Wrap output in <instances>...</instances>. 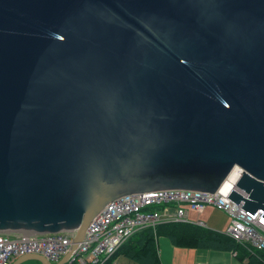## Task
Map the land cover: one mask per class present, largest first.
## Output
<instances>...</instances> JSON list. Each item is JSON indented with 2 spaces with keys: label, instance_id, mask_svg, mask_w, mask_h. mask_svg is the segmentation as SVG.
<instances>
[{
  "label": "water",
  "instance_id": "95a60500",
  "mask_svg": "<svg viewBox=\"0 0 264 264\" xmlns=\"http://www.w3.org/2000/svg\"><path fill=\"white\" fill-rule=\"evenodd\" d=\"M235 167L264 220V0H0V234L73 232L65 264L110 202Z\"/></svg>",
  "mask_w": 264,
  "mask_h": 264
},
{
  "label": "built area",
  "instance_id": "2783aa9c",
  "mask_svg": "<svg viewBox=\"0 0 264 264\" xmlns=\"http://www.w3.org/2000/svg\"><path fill=\"white\" fill-rule=\"evenodd\" d=\"M232 170L216 194L182 190L137 194L116 199L91 221L84 240L77 245L65 264H104L130 238L142 230L188 222L185 212L201 213L207 207L228 217L225 236L247 251L264 253V220L250 215L226 197L235 189L240 171ZM199 223V222H198ZM200 224V223H199ZM201 225V224H200ZM73 232L44 234H0V264H12L17 258L37 255L49 264H57L69 253Z\"/></svg>",
  "mask_w": 264,
  "mask_h": 264
},
{
  "label": "crops",
  "instance_id": "0c3cea01",
  "mask_svg": "<svg viewBox=\"0 0 264 264\" xmlns=\"http://www.w3.org/2000/svg\"><path fill=\"white\" fill-rule=\"evenodd\" d=\"M185 217L188 222L175 226L181 228L187 226V228L191 229L199 228L200 231L206 234L225 236L224 229L229 220L221 212H215L212 208L207 207L201 213L186 211ZM218 245L214 241H208L202 247L200 246L194 249H188V247L178 248L173 246L171 239L158 235L154 237L152 247L157 264H248V258L243 257L240 249L234 250L228 244ZM128 261L132 262L130 259ZM132 263L139 264L136 262ZM112 264H117L116 259L112 261Z\"/></svg>",
  "mask_w": 264,
  "mask_h": 264
},
{
  "label": "trees",
  "instance_id": "16d2710c",
  "mask_svg": "<svg viewBox=\"0 0 264 264\" xmlns=\"http://www.w3.org/2000/svg\"><path fill=\"white\" fill-rule=\"evenodd\" d=\"M181 228L173 224H166L165 226H157L155 231L142 230L134 238H130L121 246L120 250L115 252L110 259L104 264H112V261L116 256H122L132 260L136 263L157 264L156 257L153 253V240L154 237L160 235L171 239L174 247H188V249H194L202 247L208 241H214L220 246L229 245L233 249L241 250V254L244 258H248V264H264V253H256L253 251H247L242 245L234 244L225 236L213 235L210 233H204L198 228ZM232 249V250H233Z\"/></svg>",
  "mask_w": 264,
  "mask_h": 264
},
{
  "label": "rangeland",
  "instance_id": "374dc122",
  "mask_svg": "<svg viewBox=\"0 0 264 264\" xmlns=\"http://www.w3.org/2000/svg\"><path fill=\"white\" fill-rule=\"evenodd\" d=\"M116 262L117 264H133L132 262L128 261V258H124L122 256H116ZM25 264H37L36 262L30 261L28 263Z\"/></svg>",
  "mask_w": 264,
  "mask_h": 264
},
{
  "label": "bare ground",
  "instance_id": "6f19581e",
  "mask_svg": "<svg viewBox=\"0 0 264 264\" xmlns=\"http://www.w3.org/2000/svg\"><path fill=\"white\" fill-rule=\"evenodd\" d=\"M232 170H234V171H237V172H238V170H237V168H236V167H235V168H233ZM229 174H230V173H229ZM229 174H228V175H229ZM226 179H227V178H226ZM223 181H224V180H223ZM223 181H222V182H223Z\"/></svg>",
  "mask_w": 264,
  "mask_h": 264
}]
</instances>
